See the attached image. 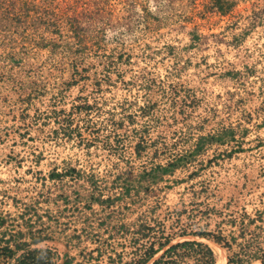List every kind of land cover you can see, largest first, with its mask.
<instances>
[{
	"label": "rangeland",
	"instance_id": "obj_1",
	"mask_svg": "<svg viewBox=\"0 0 264 264\" xmlns=\"http://www.w3.org/2000/svg\"><path fill=\"white\" fill-rule=\"evenodd\" d=\"M0 215L55 264L264 233V0H0Z\"/></svg>",
	"mask_w": 264,
	"mask_h": 264
},
{
	"label": "trees",
	"instance_id": "obj_2",
	"mask_svg": "<svg viewBox=\"0 0 264 264\" xmlns=\"http://www.w3.org/2000/svg\"><path fill=\"white\" fill-rule=\"evenodd\" d=\"M218 1V0H217ZM223 4L217 9L225 13ZM222 135L209 136L210 141L222 142L225 137ZM205 215V212H202ZM214 215H216L214 213ZM218 215H221L218 213ZM234 225V220L223 221ZM251 223V221H248ZM7 220L0 215V264H55L58 260L56 253L49 248L36 247L39 242L31 232H22L20 229L7 230ZM221 224V223H220ZM191 228H183L179 237H194L197 239L211 240L214 244L223 248L226 252V261L223 255V264H249L250 261H258L264 264V233L259 227L258 231L248 232L240 222L239 233L236 237L229 236L227 239L219 227L216 231L206 230V224L198 226L191 224ZM25 237L28 240H24ZM169 238L165 239L164 244H159L156 249L149 246L146 255L135 262L128 264H146L160 252L159 256L152 260L150 264H215L216 257L213 250L206 244L197 240H183L170 244ZM235 246L236 251L231 247ZM60 264L74 263L69 257H65Z\"/></svg>",
	"mask_w": 264,
	"mask_h": 264
},
{
	"label": "bare ground",
	"instance_id": "obj_3",
	"mask_svg": "<svg viewBox=\"0 0 264 264\" xmlns=\"http://www.w3.org/2000/svg\"><path fill=\"white\" fill-rule=\"evenodd\" d=\"M214 254H215V257H216V263L215 264H220L222 263V258H221V255H219V251L218 249L215 247L214 249Z\"/></svg>",
	"mask_w": 264,
	"mask_h": 264
}]
</instances>
